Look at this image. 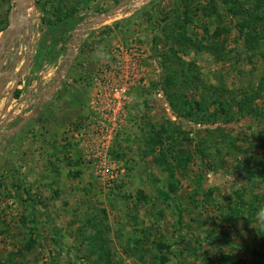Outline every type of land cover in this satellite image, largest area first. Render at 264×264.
<instances>
[{"label": "rangeland", "instance_id": "rangeland-1", "mask_svg": "<svg viewBox=\"0 0 264 264\" xmlns=\"http://www.w3.org/2000/svg\"><path fill=\"white\" fill-rule=\"evenodd\" d=\"M27 1L79 21L0 169V264H264V0Z\"/></svg>", "mask_w": 264, "mask_h": 264}, {"label": "crops", "instance_id": "crops-1", "mask_svg": "<svg viewBox=\"0 0 264 264\" xmlns=\"http://www.w3.org/2000/svg\"><path fill=\"white\" fill-rule=\"evenodd\" d=\"M7 25L8 23L4 27H0V36ZM14 28L15 26L12 27V30ZM38 30L39 28L34 32L31 30L30 33L28 27L22 30V38L18 45V47L20 46L18 57L13 67L10 59L2 60V62L0 60L2 70L8 71L11 67L13 68V73L8 76L9 82L4 85L0 99V164H2L0 169L5 167L3 161L10 160L7 158L12 149L10 143L15 141L13 148L18 150L19 147L17 148L16 144L20 141V136L25 133L26 125H31L38 120L36 114L39 111L37 109L41 108L48 97L45 93L51 94L57 89L55 87L57 71H51V69L55 68L59 61L63 62L65 54L57 55L58 51L55 48V52L51 56L52 59L48 61L49 54L46 52V45L43 44L42 38L44 33ZM28 42H30L29 46ZM27 50H29V59L24 67ZM53 59L54 61H52ZM19 107L24 116L18 114ZM16 109V114L11 119L5 120L4 116L9 115L10 110ZM15 116L17 117L15 118Z\"/></svg>", "mask_w": 264, "mask_h": 264}, {"label": "water", "instance_id": "water-1", "mask_svg": "<svg viewBox=\"0 0 264 264\" xmlns=\"http://www.w3.org/2000/svg\"><path fill=\"white\" fill-rule=\"evenodd\" d=\"M11 2L16 3L17 10H14V5L11 6V9L8 14V25L3 30L0 36V60L2 62V60L10 59V63L13 67L18 57V51L20 48V46L18 47V45L22 38V30L25 27L31 26V22L29 20L28 15V10L30 9L31 4L27 0H11ZM13 26H15V28L12 30ZM28 29L30 33L32 30L31 27H29ZM27 44L29 46L30 42H28ZM28 59L29 50H27L26 52L24 67ZM11 68L8 71H4L0 67V99L4 85L9 82L8 76H11V74L13 73V68Z\"/></svg>", "mask_w": 264, "mask_h": 264}, {"label": "trees", "instance_id": "trees-1", "mask_svg": "<svg viewBox=\"0 0 264 264\" xmlns=\"http://www.w3.org/2000/svg\"><path fill=\"white\" fill-rule=\"evenodd\" d=\"M85 5H88L89 4V0H85ZM74 13L68 15V16H65L64 19H58L57 21L55 22H51L48 21V22H42L41 24L42 25H45L44 29H41L39 28L38 31H43V35H42V38H43V41L46 45V49H47V53L49 54V57L47 58L48 61H50V59H52V54L55 52V48H56V45H57V40H56V37L59 36L60 33L62 32H67L70 28H72L74 25H76L79 21L78 17L77 16H74L73 15ZM36 29L35 26L32 27V32H34ZM49 42V43H48ZM48 43V45H47ZM44 45V46H45ZM64 53V52H63ZM62 52H57V55H61ZM54 61V59L52 60ZM17 96V94H16Z\"/></svg>", "mask_w": 264, "mask_h": 264}, {"label": "built area", "instance_id": "built-area-1", "mask_svg": "<svg viewBox=\"0 0 264 264\" xmlns=\"http://www.w3.org/2000/svg\"><path fill=\"white\" fill-rule=\"evenodd\" d=\"M76 48H77V46L75 45V43L73 44V46H72V49L74 50V51H76ZM74 51H72V53H74ZM67 56L69 57V54H67ZM58 65L57 66H55V70L57 71L56 73H57V79H56V83H55V85L57 86V88L59 87V85L61 84V82L64 80V73H65V70H62V69H60V70H58L57 68L58 67H60L61 66V62H59V63H57ZM55 86V87H56ZM16 111H17V109L16 110H12V112L8 115V117H6L7 119H10L12 116H11V114L12 115H15L16 114ZM18 114H21L22 116H24V113L22 112V110H21V108L19 107V109H18ZM4 118H5V116H4ZM6 118H5V120H6ZM107 169H105V171H106Z\"/></svg>", "mask_w": 264, "mask_h": 264}, {"label": "clouds", "instance_id": "clouds-1", "mask_svg": "<svg viewBox=\"0 0 264 264\" xmlns=\"http://www.w3.org/2000/svg\"><path fill=\"white\" fill-rule=\"evenodd\" d=\"M257 219L264 225V208L260 209L257 213Z\"/></svg>", "mask_w": 264, "mask_h": 264}]
</instances>
